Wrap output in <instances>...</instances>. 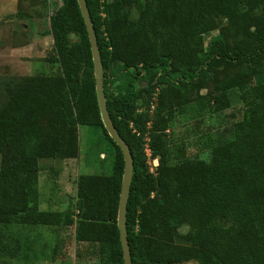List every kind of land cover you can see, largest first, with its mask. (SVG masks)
<instances>
[{"label":"trees","instance_id":"trees-1","mask_svg":"<svg viewBox=\"0 0 264 264\" xmlns=\"http://www.w3.org/2000/svg\"><path fill=\"white\" fill-rule=\"evenodd\" d=\"M86 3L100 50L107 109L133 160L126 208L132 264H176L192 258L201 264H264V81L251 86L242 79L229 82L243 87L244 108L230 137L212 145L209 162L168 163L161 142L174 113L170 90L164 101L166 116L157 110L151 134L152 155L158 158L155 174L145 166L143 125L134 116L142 93L154 87L147 84L136 90L143 71L191 66L190 73L183 69L191 77L204 60L210 65L259 66L264 58V0ZM132 4L138 9L137 19L130 17ZM259 6L261 14L252 17ZM217 15L226 16L228 30L234 35L245 33L244 37L231 54L222 30L210 37L205 52H198L201 57L196 56L195 44L216 28ZM50 30L56 53L51 61L59 60L61 74L25 79L0 109V248L15 250L8 232L12 224L75 225L76 241L98 245L100 264H124L117 226L124 160L103 126L91 47L77 0H62L50 17ZM72 33L78 37L75 43L70 40ZM117 76L122 85L110 91L107 79ZM163 77L158 79L164 81ZM213 106L220 108L218 98ZM78 124L102 126L115 150L113 170L108 175H80L71 208L43 211L39 159L73 157ZM177 154L183 156L182 147ZM150 193L153 200L147 203ZM141 201L147 204L141 207ZM182 224L188 226L184 235L178 231Z\"/></svg>","mask_w":264,"mask_h":264},{"label":"rangeland","instance_id":"rangeland-1","mask_svg":"<svg viewBox=\"0 0 264 264\" xmlns=\"http://www.w3.org/2000/svg\"><path fill=\"white\" fill-rule=\"evenodd\" d=\"M61 4L62 0H0V109L7 103L10 91L25 79L38 74H61L62 65L59 60L51 61L56 53L50 30V17ZM130 8V17L137 19L139 12L136 5L132 4ZM261 12L259 6L251 15L254 17ZM250 29L253 30V27ZM222 30L232 54L238 40L245 33L234 35L233 31L228 30L227 17L217 15L216 28L204 34L202 40L195 44L196 56L201 57L203 53L198 52H205L210 37ZM70 40L75 43L78 37L72 33ZM183 69L190 73L192 67ZM183 69L156 68L150 73L143 71L136 79V90L147 84L154 86L149 93H142L134 113L143 125L140 137L145 166L153 174L157 172L158 165H153L151 134L155 132L157 110H161V114L166 116L168 105L164 101H167L168 90L174 95V113L167 123L161 145L167 150L170 165H188L196 160L209 162L212 145L230 137L232 125L242 116L243 87L236 83L229 86V82L233 78L242 79L251 86L257 81H264V58L257 67H251L248 63L236 66L232 62H214L210 65L204 60L191 77L188 76L189 73L184 75ZM161 74L164 75V81L158 79ZM107 80L110 91L117 90L116 86H121L123 81L119 76L114 79L109 77ZM159 96H162L163 104L159 102ZM216 98L220 100L219 109L213 106ZM130 126L134 128L135 122L131 121ZM74 134L78 149L73 157L39 160L43 193L48 191L46 185L50 181L47 176L52 170L56 185L53 184L55 189L58 188L56 191H59L53 194V198L59 203L65 200L64 206L61 205L63 211L71 208L72 202L76 201L79 176L110 174L115 157L114 147L101 125L78 124ZM181 147L184 150L183 156L177 154ZM149 149L151 156L147 153ZM1 164L0 155V167ZM153 195L150 193L147 196V203L153 200ZM147 203L141 201V207ZM74 227L75 225L22 227L20 224H12L8 232L13 236L16 248H0V264H100L98 245L76 241ZM178 231L184 235L188 226L182 224ZM176 264L201 263L197 258H192Z\"/></svg>","mask_w":264,"mask_h":264},{"label":"water","instance_id":"water-1","mask_svg":"<svg viewBox=\"0 0 264 264\" xmlns=\"http://www.w3.org/2000/svg\"><path fill=\"white\" fill-rule=\"evenodd\" d=\"M77 3L79 5V10L81 12V15L83 17L86 26V31L88 34V39L91 47L93 67H94L95 90H96L101 119L108 135L119 146L123 155L124 167H123L122 183H121L120 198L118 205L117 226L119 230V237L123 252L124 264H132L130 247L127 238V227H126V208H127L128 195L130 191V184L133 175L132 155L130 148L123 140V138L119 135L112 121L110 113L107 109L106 96L104 92V74L102 69L100 50L97 42L96 33L94 31V27L90 18L86 0H77Z\"/></svg>","mask_w":264,"mask_h":264},{"label":"crops","instance_id":"crops-1","mask_svg":"<svg viewBox=\"0 0 264 264\" xmlns=\"http://www.w3.org/2000/svg\"><path fill=\"white\" fill-rule=\"evenodd\" d=\"M40 159H42V158H40ZM48 159L57 160L59 158H55V159L48 158ZM40 167H41V165H40ZM54 175H55V173L51 170V172L49 173V176H47V178L49 177L48 180L50 181V184L46 185V187H47L46 189H48V191H46V194H44L43 190H42V184L40 182V173H39V176H38V178H39L38 179V189H39V207H40L41 210L63 211L62 209H64V208H61V205L64 206L65 200L63 199L62 202L59 203L58 200L53 198V194L59 192L58 190L56 191V189H58V188L55 189V186H54L55 182H54V180L52 178V177H54ZM73 203H75V202H72V206H73ZM75 229H76V226L74 227V230Z\"/></svg>","mask_w":264,"mask_h":264},{"label":"built area","instance_id":"built-area-1","mask_svg":"<svg viewBox=\"0 0 264 264\" xmlns=\"http://www.w3.org/2000/svg\"><path fill=\"white\" fill-rule=\"evenodd\" d=\"M147 153L151 156V150L150 149L148 150ZM152 160H153V165L157 166L158 165V158L157 157H153Z\"/></svg>","mask_w":264,"mask_h":264}]
</instances>
